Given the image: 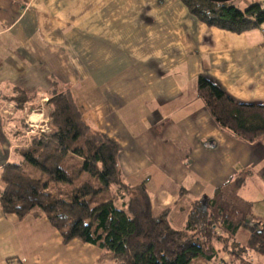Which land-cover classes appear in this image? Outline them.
<instances>
[{"label":"crops","instance_id":"0c3cea01","mask_svg":"<svg viewBox=\"0 0 264 264\" xmlns=\"http://www.w3.org/2000/svg\"><path fill=\"white\" fill-rule=\"evenodd\" d=\"M263 32L264 23L242 33L206 26L180 0H0V191L2 166L40 133L29 124L49 130L56 83L116 142L122 181L145 184L155 216L168 209L183 229L193 201L242 175L238 194L264 220V141L218 126L197 94L202 75L239 103L264 104ZM250 235L240 227L234 241ZM101 255L64 243L45 216L0 209V264H107ZM217 259L264 264L254 251Z\"/></svg>","mask_w":264,"mask_h":264},{"label":"trees","instance_id":"16d2710c","mask_svg":"<svg viewBox=\"0 0 264 264\" xmlns=\"http://www.w3.org/2000/svg\"><path fill=\"white\" fill-rule=\"evenodd\" d=\"M180 1L206 26L242 33L264 23V2L239 10L231 1ZM197 94L218 126L248 143L264 141L263 103H239L202 75ZM47 104L49 130L33 135L18 159L2 166L4 214L45 216L64 243L95 245L107 264H215L219 252L240 260L250 251L264 254V220L238 194L242 175L212 199L193 201L184 228L176 229L168 209L152 213L144 183L122 181L118 145L84 122L70 89L55 83ZM240 227L251 232L245 245L234 241Z\"/></svg>","mask_w":264,"mask_h":264},{"label":"rangeland","instance_id":"374dc122","mask_svg":"<svg viewBox=\"0 0 264 264\" xmlns=\"http://www.w3.org/2000/svg\"><path fill=\"white\" fill-rule=\"evenodd\" d=\"M233 5H235L239 10L245 9L247 6L254 2H264V0H232ZM222 262V261H220Z\"/></svg>","mask_w":264,"mask_h":264},{"label":"built area","instance_id":"2783aa9c","mask_svg":"<svg viewBox=\"0 0 264 264\" xmlns=\"http://www.w3.org/2000/svg\"><path fill=\"white\" fill-rule=\"evenodd\" d=\"M263 36H264V32H263ZM29 128L31 129V133H33L36 130H40V132H47L48 131L47 127L46 128H42V127L39 128L37 125H35L33 123L29 124ZM10 264H13V263H10Z\"/></svg>","mask_w":264,"mask_h":264},{"label":"water","instance_id":"95a60500","mask_svg":"<svg viewBox=\"0 0 264 264\" xmlns=\"http://www.w3.org/2000/svg\"><path fill=\"white\" fill-rule=\"evenodd\" d=\"M211 2H215V3H225V2H229V1H232V0H209ZM246 222L248 223L249 220L247 219ZM256 227V225H255Z\"/></svg>","mask_w":264,"mask_h":264}]
</instances>
